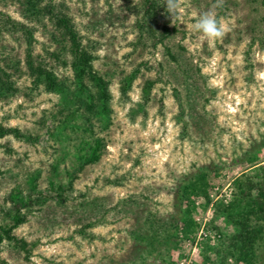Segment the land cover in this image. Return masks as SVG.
<instances>
[{
    "label": "rangeland",
    "instance_id": "374dc122",
    "mask_svg": "<svg viewBox=\"0 0 264 264\" xmlns=\"http://www.w3.org/2000/svg\"><path fill=\"white\" fill-rule=\"evenodd\" d=\"M21 1L0 0L1 26L7 17L25 21ZM50 1L72 18L96 56L97 72L110 82V126L99 129L107 146L98 163L76 173L73 189L62 200L35 206L15 232L37 244L31 260L6 244L0 248V264H163L165 256L176 264H202L210 253L216 264H237L225 250L230 241H219L228 219L218 208L234 200L238 181L264 166V0H178L180 18L170 25L175 31L157 45L148 36L141 39L137 27L144 0ZM209 11L227 26L223 41L211 45L194 27ZM53 29L48 21L38 26L35 53L71 83V69L49 56L57 49ZM0 48L22 61L20 93L0 102V125L29 135L0 139L2 222L12 189H30L37 171L41 177L34 197L46 195L51 178L67 187L65 169L90 144L88 135L67 129L58 140L46 135L59 118L61 98L35 89L23 62L21 35H0ZM149 81L154 86L147 101ZM48 120L49 126L43 125ZM185 180L201 189L205 182L207 194L192 196L193 225L187 227L188 216L179 218L174 208ZM152 215L160 225L177 222V246L136 248L131 232L141 218ZM91 222L99 223L87 229L88 237L80 236L78 231ZM259 253L264 264V243Z\"/></svg>",
    "mask_w": 264,
    "mask_h": 264
},
{
    "label": "trees",
    "instance_id": "16d2710c",
    "mask_svg": "<svg viewBox=\"0 0 264 264\" xmlns=\"http://www.w3.org/2000/svg\"><path fill=\"white\" fill-rule=\"evenodd\" d=\"M167 3L168 0L143 1L137 21L141 39L148 36L155 39L157 45L164 44L172 36L175 30L170 29L173 20L166 10ZM21 4L25 21L7 17L3 25H0V35H21L26 46L23 62L28 75L33 79L35 89L57 94L62 100L57 113L59 118L47 128L46 135L58 140L63 137L62 131L67 129L76 136L88 135L90 144L88 148L82 150L83 154L81 153L79 159L65 169L70 178L67 187L59 179L49 180V190L46 195L49 194L51 198L46 195L33 196L37 193V181L41 177V171L33 174L34 182L30 189L17 186L8 195L6 204L1 210L4 218L0 222V248L8 244L23 254L25 260L30 261L37 244L19 238L15 232L28 222L29 215L33 213L35 206H42L50 199L62 200L63 194L73 189L76 173L83 170L85 166L96 164L101 160L107 144L106 140L99 136V129L105 130L110 126L108 120L112 94L110 82L95 68V54L85 46L72 18L62 7L54 1L47 3L46 0H22ZM46 21L54 28L51 40L57 45V49L49 52V56L63 62L71 69L73 74L71 83L61 80L49 63L35 53L37 28ZM167 53L173 60L176 59L170 49ZM65 58L67 60H64ZM21 65V60L15 59L13 54L0 48V102L8 101L20 93L17 81L22 76ZM153 86L154 82L149 81L144 88L147 101ZM128 88L125 81L122 85L124 95L127 94ZM49 122L50 120L48 123L44 122L43 125L48 124L49 126ZM9 136L19 140L29 138V135L20 128L0 125V139ZM30 139L39 140L34 136ZM204 178L202 177V180ZM202 186L206 187L205 182ZM203 187L201 189L196 182L189 184L185 180L178 189L174 208L179 218L188 216L186 227L193 225L190 218L193 213L192 196L207 195ZM238 189L239 193L234 196L232 202L224 205L223 208H218L219 213L225 214L228 219L226 227L222 230L218 229V238L223 243L230 241L229 248L225 250L228 257L236 260L237 264H259L262 260L259 251L264 243V166H259L255 174L247 178L245 182L238 181ZM55 190L59 192L56 196L50 194ZM154 217L152 215L141 218L138 227L131 232L136 240V248L155 251L161 246H164L165 250L177 246L178 241H174V237L177 238V236L173 234L177 222H166L160 225ZM97 223L99 222L87 224L86 228L78 231V234L85 238L88 237L87 229L97 226ZM225 228L229 230L226 231ZM208 255L203 257L202 264H216L213 257L215 254ZM162 259L163 264H176L169 262L168 256Z\"/></svg>",
    "mask_w": 264,
    "mask_h": 264
},
{
    "label": "clouds",
    "instance_id": "9594fccd",
    "mask_svg": "<svg viewBox=\"0 0 264 264\" xmlns=\"http://www.w3.org/2000/svg\"><path fill=\"white\" fill-rule=\"evenodd\" d=\"M178 8V0H168L166 10L171 14L172 20L180 18ZM194 27L210 45L222 42L227 32V26L210 11L201 14Z\"/></svg>",
    "mask_w": 264,
    "mask_h": 264
}]
</instances>
